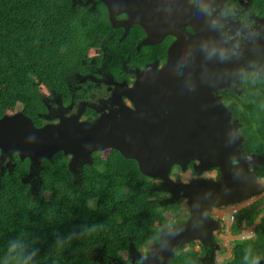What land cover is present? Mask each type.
<instances>
[{"label": "trees", "instance_id": "trees-1", "mask_svg": "<svg viewBox=\"0 0 264 264\" xmlns=\"http://www.w3.org/2000/svg\"><path fill=\"white\" fill-rule=\"evenodd\" d=\"M254 4L264 16V0ZM109 30L103 10H82L70 0H0V116L20 105L41 126L43 100L57 95L68 102L73 74L100 62L101 56L88 54ZM114 57L108 58L111 67ZM105 152H95L79 177L62 152L42 160L34 193L20 180L27 166L20 163L6 175L0 185V264H117L121 253L135 256L158 242L162 227L188 218L180 217L183 199L162 192L134 160ZM257 215L247 217L249 225ZM254 233L253 239L234 240L231 256L220 264H264V219ZM191 245L177 251L171 264H215L212 248Z\"/></svg>", "mask_w": 264, "mask_h": 264}, {"label": "flooded vegetation", "instance_id": "flooded-vegetation-1", "mask_svg": "<svg viewBox=\"0 0 264 264\" xmlns=\"http://www.w3.org/2000/svg\"><path fill=\"white\" fill-rule=\"evenodd\" d=\"M70 1L89 12L103 10L110 30L100 46L88 54L101 56L100 62L92 60L85 73L73 74L68 102L57 95L43 100L46 112L39 114L44 121L39 127L57 123L60 116H77L79 121L89 122L99 116L98 111L133 109L127 94L137 73L147 67L161 71L169 60L173 99L204 106L208 97L220 102L232 117L231 139L222 146L223 150H232L231 165L246 167L250 157H258L261 162L251 170L264 180V16L254 0H136L125 6L109 0L112 22L101 0ZM124 8L128 14L120 12ZM197 34L202 37L193 40ZM112 56L116 59L113 67L109 65ZM18 112L25 115L17 105L14 113H4L0 118ZM20 163L27 166V174L20 180L34 193L39 187L40 167H31L27 158L21 160L16 153L0 158V185ZM80 166L71 171L75 177L81 176L85 165ZM202 167L192 160L184 171L173 167L171 177L180 183L220 176L219 167L197 174L195 170ZM261 189L242 203L214 210L223 213L234 206L238 208V220L255 213L264 219V210H258L264 200V185ZM127 256L130 261L124 260V264L136 259L132 251Z\"/></svg>", "mask_w": 264, "mask_h": 264}, {"label": "water", "instance_id": "water-1", "mask_svg": "<svg viewBox=\"0 0 264 264\" xmlns=\"http://www.w3.org/2000/svg\"><path fill=\"white\" fill-rule=\"evenodd\" d=\"M101 1L108 7L112 22L109 0ZM112 1L125 6L136 0ZM120 12L129 13L125 8ZM201 37L197 34L192 39ZM171 70L168 60L161 71L147 67L138 72L127 94L133 109L98 111L93 121L60 116L57 123L35 127L21 112L0 118V158L16 153L21 160L27 158L31 167L39 168L43 159L51 161L62 152L70 158L69 170L74 171L79 163L80 167L91 165L93 153L114 150L134 160L142 175L159 181L162 192L186 202L188 218L171 228L162 227L158 242L137 251L131 264H171L177 251L196 243L212 248L214 257L220 249L215 238L224 231V223L213 216V210L242 203L259 194L264 185L251 170L260 158L250 157L246 167L232 166V150L222 149L232 136L230 112L210 97L205 106L174 100L169 88ZM192 160L203 165L195 170L197 174L219 167L220 176L216 180L175 182L172 168L184 171ZM258 210H264V200Z\"/></svg>", "mask_w": 264, "mask_h": 264}, {"label": "rangeland", "instance_id": "rangeland-1", "mask_svg": "<svg viewBox=\"0 0 264 264\" xmlns=\"http://www.w3.org/2000/svg\"><path fill=\"white\" fill-rule=\"evenodd\" d=\"M106 154H107V152H105L103 154V157ZM164 196H166V194H161L160 195L161 198H163ZM240 206H242V205H240ZM181 207H182V213H181L180 217H181V219H184L188 215L187 205H186V202L184 200L181 203ZM213 213L215 215L219 216L222 213V211L221 210H213ZM245 213H247V212L245 211ZM242 214L244 215V213H242ZM166 216L167 217L169 216L168 213L166 214ZM241 220H246V217L242 218ZM259 220H260V216H258V218L254 221V223L251 226H253V227L256 226L259 223ZM229 233L232 234L233 236H229ZM235 235H237V232L235 230H233V229H232V231H229V232L223 231L221 233H218V237H217L218 239L217 238H215V239H216V242L219 244L220 249H219V251L216 252L215 256L212 258L213 262L215 264H220L222 261L227 260L230 257L232 243H233L234 240H236V238H235L236 236ZM225 243L227 245L226 247L224 246ZM191 246L192 245H190L188 247H191ZM193 248L196 249V250L200 249L198 247L197 243L193 244ZM120 255L123 258V261L119 262L117 264H124V260H127V257H128L127 253L123 252Z\"/></svg>", "mask_w": 264, "mask_h": 264}, {"label": "built area", "instance_id": "built-area-1", "mask_svg": "<svg viewBox=\"0 0 264 264\" xmlns=\"http://www.w3.org/2000/svg\"><path fill=\"white\" fill-rule=\"evenodd\" d=\"M237 214H238V208L232 206L230 207L228 212L224 211L222 214L217 216V218L222 223H224V231L229 232L232 231L233 229L237 232V235H235L236 240L246 241L253 239L255 236L254 233L255 226L253 227L249 225L247 219L238 220ZM229 236H233V235L229 233ZM224 246L225 247L227 246L226 243L224 244ZM230 256H231V252H230Z\"/></svg>", "mask_w": 264, "mask_h": 264}, {"label": "crops", "instance_id": "crops-1", "mask_svg": "<svg viewBox=\"0 0 264 264\" xmlns=\"http://www.w3.org/2000/svg\"><path fill=\"white\" fill-rule=\"evenodd\" d=\"M215 216H217V215H215ZM199 247V246H198ZM200 248V247H199ZM196 250V249H195Z\"/></svg>", "mask_w": 264, "mask_h": 264}]
</instances>
